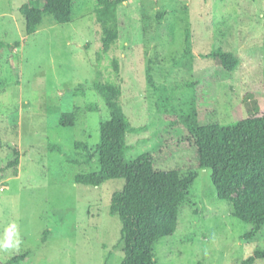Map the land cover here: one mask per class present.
Segmentation results:
<instances>
[{
    "label": "rangeland",
    "instance_id": "rangeland-1",
    "mask_svg": "<svg viewBox=\"0 0 264 264\" xmlns=\"http://www.w3.org/2000/svg\"><path fill=\"white\" fill-rule=\"evenodd\" d=\"M27 1L0 0V264L123 260L121 223L110 204L124 180L96 187L74 180L99 167L93 147L109 114L90 89L98 78L121 86L120 104L141 128L127 134L128 159L151 152L157 169L197 176L176 232L153 245L155 264H243L264 250V226L246 239L252 226L234 214L235 201L254 184L221 200L212 170L197 167L196 152L171 145L172 133H181L174 125L194 114L200 126L230 125L237 114L262 109L264 0H128L118 8L121 35L107 53L96 0H74L65 24L45 15L33 35L19 11ZM219 49L238 57L233 71L209 56ZM65 112L75 113L73 127L59 124ZM77 143L88 145L92 160L86 162ZM11 145L20 153L18 165L9 166Z\"/></svg>",
    "mask_w": 264,
    "mask_h": 264
},
{
    "label": "trees",
    "instance_id": "trees-1",
    "mask_svg": "<svg viewBox=\"0 0 264 264\" xmlns=\"http://www.w3.org/2000/svg\"><path fill=\"white\" fill-rule=\"evenodd\" d=\"M96 1L95 18L100 27L102 52L107 53L121 35L118 8L128 0ZM73 2L28 0L22 4L19 11L25 19L26 34H35L45 15H50L58 24L70 22ZM209 56L219 59L222 68L229 72L239 64L238 57L230 51L219 49ZM114 67L118 70L117 60ZM147 81L156 89L150 69L147 70ZM90 89L104 101L109 117L100 121L99 140L93 147L98 169L77 174L74 180L77 184L94 187L109 180H124L123 188L113 193L110 204V214L117 216L121 223L124 257L120 264H155L153 245L176 232L180 206L197 176L195 173L182 176L176 169H157L151 152L128 159L127 134L141 128L131 125L120 104L121 86L98 78L92 81ZM88 108L96 110L92 105ZM194 115L193 119L174 125L181 128V133H172L175 141L171 145L196 152L197 167L212 170V181L221 200H232L236 191L254 184L252 188H246L234 207L235 216L252 226L245 235L246 239H252L264 226V76L262 109L250 112L247 117L239 113L230 125L200 126L197 115ZM75 122L74 112L60 116L59 124L63 127H73ZM76 146L84 150L82 156L86 162L92 160L94 155L89 152L87 144L77 143ZM7 147L11 154L9 166L18 165L20 153L17 146ZM49 148L60 151V147L52 144ZM25 257L26 254H22L11 262L22 261ZM261 258H264V250H256L243 264H253Z\"/></svg>",
    "mask_w": 264,
    "mask_h": 264
}]
</instances>
